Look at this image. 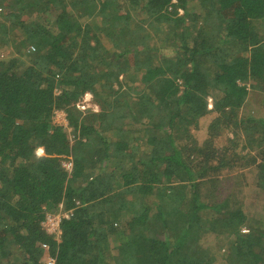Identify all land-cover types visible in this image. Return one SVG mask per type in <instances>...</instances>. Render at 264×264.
I'll return each instance as SVG.
<instances>
[{"label": "trees", "instance_id": "16d2710c", "mask_svg": "<svg viewBox=\"0 0 264 264\" xmlns=\"http://www.w3.org/2000/svg\"><path fill=\"white\" fill-rule=\"evenodd\" d=\"M3 46L0 264H264V0H0Z\"/></svg>", "mask_w": 264, "mask_h": 264}, {"label": "rangeland", "instance_id": "374dc122", "mask_svg": "<svg viewBox=\"0 0 264 264\" xmlns=\"http://www.w3.org/2000/svg\"><path fill=\"white\" fill-rule=\"evenodd\" d=\"M181 12V10H180ZM105 41V39L103 40ZM106 42V41H105ZM11 52V48L8 46H3V48L0 49V54H4V55H8V53ZM250 99H252V105L250 106L252 109V114L257 116H264V98L258 97L256 95H252L250 97ZM75 107L76 110L81 111V112H85V114L88 113H100L101 110V105H99L98 101H95L94 99H92V95L87 93L83 96L82 99H80V101L78 100L75 103ZM212 114H207L205 117L201 118L199 120V125L198 128L196 129V131L193 132L195 138L197 139L198 142H201L204 137H205V128H206V124L207 122L210 120ZM52 123L57 125V126H61L65 129L66 131V135L69 138V140L72 142L73 138H74V132H72L71 128L68 125V119L66 116L65 112H56L53 116V120ZM228 136V135H227ZM229 138H231V135H229ZM216 145L219 144H226V141H224V137H219L217 139H215ZM230 150H235V152L237 154H244V150H242L241 146H236L234 148H231ZM65 168L67 170L70 169V166L65 164ZM252 168V167H251ZM249 168V169H251ZM238 173L235 172L233 174L230 175H237ZM251 175V174H248ZM252 179V178H251ZM244 184V180L237 178L236 180H234V182L232 183V188L231 191H233L234 194H236L238 192V189H240L238 186L241 187V191L237 194H239L240 196L243 197V205L245 206V211L254 217H257L258 214L263 215L264 214V210H262L260 208L261 205L264 204V194L262 193H255L254 192V185L252 183V181H249L247 187H243ZM48 216H51L52 218H55V220L52 221H56L57 219H62V218H67L70 216V212L63 210L62 207L59 208V210L57 212H55L54 214H49ZM43 227L45 228V230H48L49 234L53 236V238L55 240H59V231H55V226L53 227L51 223L48 224L47 220H45V222L43 223ZM53 227V229L51 228ZM52 229V230H51ZM214 240L212 239V237H205L204 240V245L206 247H211L214 246L215 244L213 243ZM49 257L45 255V257L43 258L45 261L47 262V259Z\"/></svg>", "mask_w": 264, "mask_h": 264}, {"label": "built area", "instance_id": "2783aa9c", "mask_svg": "<svg viewBox=\"0 0 264 264\" xmlns=\"http://www.w3.org/2000/svg\"><path fill=\"white\" fill-rule=\"evenodd\" d=\"M46 220H47L48 224L51 223L53 227L55 226L54 227L55 231H59V233H60V230H59L60 219H57L56 221H52V220H55V218H52L51 216H47ZM53 227H51V228L53 229ZM46 231L49 232L48 230H46ZM46 264H54V260L51 258H48Z\"/></svg>", "mask_w": 264, "mask_h": 264}]
</instances>
